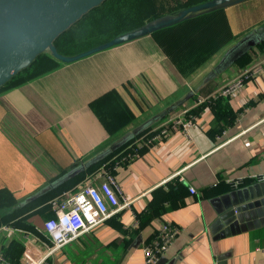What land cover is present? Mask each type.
<instances>
[{"label":"crops","instance_id":"1","mask_svg":"<svg viewBox=\"0 0 264 264\" xmlns=\"http://www.w3.org/2000/svg\"><path fill=\"white\" fill-rule=\"evenodd\" d=\"M247 3L225 7L230 23L229 9L243 16L251 10ZM252 11L260 17L243 27L262 32L252 36L259 39L264 37V0ZM153 33L60 63L0 92V190L7 189L20 206L63 184L69 186L57 197L77 192L103 167L112 171L121 202L130 203L65 245L63 264H145L143 249L165 223L181 232L157 264H264V52L245 68L233 65L237 55L230 56L246 39L241 36L185 77ZM220 59V64L227 60L224 67L206 79ZM254 66L260 70L242 88L217 94ZM111 92L133 116L115 134L101 117L118 106H92ZM217 100L226 109L219 104L224 112L218 117L211 107ZM203 103L188 132L169 122L181 110ZM140 126L152 128L130 143L138 146L137 156L126 159L128 144L83 178L66 183ZM163 127L167 133L152 140ZM154 198L160 207L147 211ZM53 214L48 202L37 204L19 217H26L32 228H19L50 243L43 219ZM3 225L18 227L11 221L0 230ZM18 234V242L25 240L23 232ZM18 242L0 247V255L14 264ZM53 257L45 264H52Z\"/></svg>","mask_w":264,"mask_h":264},{"label":"trees","instance_id":"2","mask_svg":"<svg viewBox=\"0 0 264 264\" xmlns=\"http://www.w3.org/2000/svg\"><path fill=\"white\" fill-rule=\"evenodd\" d=\"M204 1L208 0H189L186 3L171 5L170 0H105L99 6H96L87 12L69 29L60 34L54 41V44L62 54H77L109 41L123 32L138 28L145 24L146 21H153L167 14L177 12L180 9ZM249 1L250 0H247V2ZM260 10L263 12V9ZM251 12L254 11L250 10L248 11V14ZM260 14L261 13L256 14L254 12V17ZM253 29L254 27H251L241 32H234L229 26L225 8H220L157 30L153 33V36L165 49L181 73L185 77H188L196 70L203 67V65L219 52V50L229 43L238 40L241 36H246ZM255 34L258 35L260 32L257 31ZM257 52H264V37H260L254 44L250 46L248 45L243 52L239 53L235 57L233 65L245 68L253 61L254 56L258 54ZM59 64V61L49 52H44L38 55L30 66L23 69L6 84L1 86L0 92L8 87L17 86L20 83L44 75L59 66ZM119 101V96L115 92H111L92 104L93 108L98 107L101 103L103 105L109 103L111 106H118L113 112H109V116L108 114H102L101 117L103 124L112 134H115L117 131L124 128L133 118L129 110L122 107V104ZM215 103L216 104L211 103V107L213 108L216 117H218L224 111L226 112V109L224 108L223 100H217ZM221 103H223L221 109L224 111L219 110L220 108L218 105L220 104L219 106H222ZM204 106L205 103L192 108L189 113L196 115V113L200 112ZM110 117H114L115 120L111 121ZM151 128L152 126L136 133L131 139L123 142L108 155L90 164L87 170L78 172L75 176L66 181V183L72 182L78 178L81 179L85 173L97 169L104 161L110 159L114 154L133 142L136 138L142 136ZM221 130L222 128H220V130L218 129L217 132H220ZM178 185L179 184L175 187ZM68 186V184L57 186L20 206L17 205L16 199L11 196L7 189H1L0 226L2 223H10L11 221H14V224L18 227L31 229L32 226L27 222L26 217H19L37 204L41 205L46 202L49 203V201L57 197L59 193L65 191V189L67 190L66 187ZM158 190L160 191L161 189ZM159 207L160 204H158L156 198H154L149 203L147 211Z\"/></svg>","mask_w":264,"mask_h":264},{"label":"water","instance_id":"3","mask_svg":"<svg viewBox=\"0 0 264 264\" xmlns=\"http://www.w3.org/2000/svg\"><path fill=\"white\" fill-rule=\"evenodd\" d=\"M104 1L105 0H0V87L23 69L30 66L37 56L44 52H49L61 64L72 62L101 49L110 48L133 38L151 34L157 30L174 25L199 14L225 8L247 0L204 1L177 12L167 14L153 21L146 22L138 28L123 32L109 41L77 54L66 55L60 53L54 44V41L59 35L80 20L87 12L99 6ZM260 34H254V31L247 34L245 37L246 39L241 41L242 43L240 42L242 46L233 51L230 58L232 59L243 52L242 50L247 48L248 45L254 44L257 38L252 36H260ZM232 45L230 46L232 47ZM227 52H229V50H227ZM222 59L209 67L208 71H203L200 77L207 71L205 76L209 75L206 78L209 79L215 70H220L221 67H224L227 60H225V57L220 64ZM199 84L193 85V88H197ZM172 111L173 109L163 111L160 115L155 116L153 120L150 121L149 125L159 121ZM141 129L142 127L140 126L126 133L117 144L109 148L108 152H105L93 161L105 157L112 152L115 147H119L123 142H126L136 133L140 132Z\"/></svg>","mask_w":264,"mask_h":264},{"label":"built area","instance_id":"4","mask_svg":"<svg viewBox=\"0 0 264 264\" xmlns=\"http://www.w3.org/2000/svg\"><path fill=\"white\" fill-rule=\"evenodd\" d=\"M256 68L258 67L254 66L244 70L237 79L223 86L217 94L229 95L236 92L245 85L249 77L254 76L260 70ZM190 110V108L181 110L178 114L171 116L169 122L188 132L192 121L196 118L195 115L189 113ZM167 131L163 127L154 134L152 140ZM148 142H151V138ZM128 148L127 160L138 154L137 145L130 144ZM190 191L191 193L196 192L193 187ZM119 194L120 189L115 175L108 168L103 167L102 170L95 172L77 192L64 193L49 201L54 214L43 219V230L48 235L50 243L19 227L3 225L1 229L7 230L9 235L23 232L25 238L16 245L13 260L16 264H45L56 251L127 206L130 201L121 202ZM180 232L181 228L177 225L163 224L154 239L143 249L145 264H157L159 257L169 248ZM11 260L5 255H0V264H14Z\"/></svg>","mask_w":264,"mask_h":264},{"label":"rangeland","instance_id":"5","mask_svg":"<svg viewBox=\"0 0 264 264\" xmlns=\"http://www.w3.org/2000/svg\"><path fill=\"white\" fill-rule=\"evenodd\" d=\"M170 1H171V5H178V4H181V3H186L189 0H170ZM258 1L260 2V0H255V1H252V2L249 1V3H247V5H245V6H251V10H253L255 8V6L259 3ZM229 10H231V11H229L230 12L229 16H231V18H232V23H230L229 19H228V23H229L230 28H231V25H232L231 30H233L234 32H238L240 28L241 29H246V28L243 27L244 23H247V22L250 23L251 21H256L260 17V15H257V16H255V18H253L254 17V12H251L248 15L238 16L239 12H237V11L239 9L236 10V9H234L232 7ZM146 22H149V21H146ZM248 25H250V24H247V26ZM18 236H19L18 233H14V234L9 236L7 230L1 229L0 230V247L2 245H5L6 249H9L10 246H12L15 242H18L17 241L18 240ZM16 244L18 245V243H16ZM17 252H19V251H17ZM65 255H66V250H64V248L59 250L58 252H56L55 255H53L54 257L51 259L52 262H53V259H54V262L52 264H63V262H65L66 259H67V257H65Z\"/></svg>","mask_w":264,"mask_h":264}]
</instances>
